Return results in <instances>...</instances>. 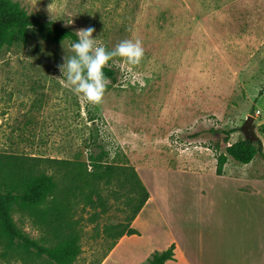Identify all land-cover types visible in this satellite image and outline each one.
<instances>
[{
	"label": "rangeland",
	"instance_id": "obj_1",
	"mask_svg": "<svg viewBox=\"0 0 264 264\" xmlns=\"http://www.w3.org/2000/svg\"><path fill=\"white\" fill-rule=\"evenodd\" d=\"M13 1L41 20L75 31L93 27V36L108 50L124 39H139L144 49L137 65L120 57L108 62L117 77L108 78L98 105L73 94L60 77L58 65L73 54L69 39L55 42L46 30L31 28L26 38L18 36L0 50V154L87 165L100 144L106 162L133 166L151 191L155 180L159 183L158 204L152 202L132 222L139 234L126 236L111 251L113 239L102 230L126 220L125 198L109 197L105 213L79 203L75 217L81 218L82 251L74 264H147L150 249L162 251L170 243L168 208L184 195L197 199L201 182L195 190L189 184L200 176L214 182L216 202L207 226L226 225L215 222L225 219L237 228L243 244L257 241L264 214V159L239 164L229 157L224 174L247 179L239 189L257 193L225 202L230 180L213 175L214 143L225 134L211 129L233 130L229 143L235 142L246 138L242 126L252 115L249 135L264 149V0ZM38 167L61 179L48 162ZM185 210L179 206L175 212ZM94 212H101L96 220ZM13 217L32 238L54 244L52 232L34 213L16 209ZM4 249L0 244V264H41L35 252L14 247L2 256ZM247 253L236 257L244 259Z\"/></svg>",
	"mask_w": 264,
	"mask_h": 264
},
{
	"label": "trees",
	"instance_id": "obj_2",
	"mask_svg": "<svg viewBox=\"0 0 264 264\" xmlns=\"http://www.w3.org/2000/svg\"><path fill=\"white\" fill-rule=\"evenodd\" d=\"M31 28L46 30L55 42L77 39L72 28L54 20L32 17L16 1L0 0V50L11 46L18 36L26 38ZM104 72L109 79L116 80L115 68L106 66ZM211 130L225 134L214 143L216 174H223L229 157L239 164H248L257 156L264 159L260 140L241 138L229 143L233 130ZM203 132L206 130L191 136ZM98 147L100 152L91 153L87 165L69 159L0 154V244L5 247L2 256H7L15 247L14 250L21 249L23 253L35 252L39 260L42 259L41 264H74L82 251L81 218L75 217V208L83 202L94 209L100 207L105 213L110 209L109 197L125 198L128 211L125 221L105 224L102 230L106 237L113 239L110 251L123 236L139 234L132 222L148 201L149 189L133 166L106 162L107 151L100 144ZM42 162L56 167L61 179L39 170ZM16 209L34 213L37 222L52 232L54 244H43L21 229L13 217ZM99 214L101 212H94L93 219L96 220ZM174 255L175 244L172 243L162 251H154L148 264H165L174 259Z\"/></svg>",
	"mask_w": 264,
	"mask_h": 264
},
{
	"label": "crops",
	"instance_id": "obj_3",
	"mask_svg": "<svg viewBox=\"0 0 264 264\" xmlns=\"http://www.w3.org/2000/svg\"><path fill=\"white\" fill-rule=\"evenodd\" d=\"M213 175H218L214 172ZM227 176L230 180L228 185L230 186V192L224 197L225 202H230L236 199V197L248 198L249 195L253 196L257 192H249L245 190H240L239 186L246 185L248 182L245 178ZM219 175V176H222ZM206 178L203 176L196 177L191 181L192 189L195 190L196 185L201 182V187L197 189L200 192L197 199H193L191 195H184L181 201L176 202L168 208L167 210V229L170 235V243L168 247L174 243L175 244V255L174 259L168 260L165 264H264V214L261 216L262 226L258 230V239L256 242L250 243V245L245 243L237 232V228L232 226L227 220L215 219V222L225 223L223 226L218 225H208V218L211 216L214 210V204L216 199L212 192L213 183L212 181L206 182ZM204 181V182H203ZM159 183L155 180L154 191L150 192V197L140 213L134 219L137 220L140 215L146 210L152 202L158 204L160 199ZM207 191V193H205ZM264 203V200L261 198ZM158 206V205H157ZM186 207L185 212L178 214L175 210L179 207ZM155 217V216H154ZM176 218V224L172 228L171 219ZM132 224V225H133ZM205 224V225H204ZM208 227L207 232L205 227ZM139 231V230H138ZM125 235L119 239L115 246L120 245L124 239ZM262 237V239L260 237ZM250 238H253L250 236ZM243 241V243H242ZM207 243V244H205ZM167 247V248H168ZM251 249L254 252L247 253L246 250ZM240 250V253H239ZM152 249L149 250L147 258L153 253ZM237 252V253H236ZM242 252L247 253L244 259H239L236 257L237 254ZM241 260V261H240ZM148 264V261H147Z\"/></svg>",
	"mask_w": 264,
	"mask_h": 264
},
{
	"label": "clouds",
	"instance_id": "obj_4",
	"mask_svg": "<svg viewBox=\"0 0 264 264\" xmlns=\"http://www.w3.org/2000/svg\"><path fill=\"white\" fill-rule=\"evenodd\" d=\"M94 31L93 27L76 31L77 39L70 46L73 54L65 55L58 68L66 88L85 102L98 105L103 102L109 83L104 72V68L109 66L108 62L114 57H120L129 65H137L144 55V49L139 39H124L108 50L97 42V37L93 36Z\"/></svg>",
	"mask_w": 264,
	"mask_h": 264
},
{
	"label": "water",
	"instance_id": "obj_5",
	"mask_svg": "<svg viewBox=\"0 0 264 264\" xmlns=\"http://www.w3.org/2000/svg\"><path fill=\"white\" fill-rule=\"evenodd\" d=\"M254 117L252 116V115H250L246 120H245V123L243 124V126H242V130L245 132V134H246V138H248V139H251V140H253L252 138H253V136H250L249 135V132L252 130V128H253V122H254Z\"/></svg>",
	"mask_w": 264,
	"mask_h": 264
}]
</instances>
